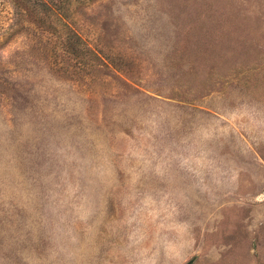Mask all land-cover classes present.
<instances>
[{
  "label": "rangeland",
  "instance_id": "1",
  "mask_svg": "<svg viewBox=\"0 0 264 264\" xmlns=\"http://www.w3.org/2000/svg\"><path fill=\"white\" fill-rule=\"evenodd\" d=\"M264 0H0V264H264Z\"/></svg>",
  "mask_w": 264,
  "mask_h": 264
},
{
  "label": "water",
  "instance_id": "2",
  "mask_svg": "<svg viewBox=\"0 0 264 264\" xmlns=\"http://www.w3.org/2000/svg\"><path fill=\"white\" fill-rule=\"evenodd\" d=\"M192 259H193V257H191L187 262H185V264H188Z\"/></svg>",
  "mask_w": 264,
  "mask_h": 264
}]
</instances>
